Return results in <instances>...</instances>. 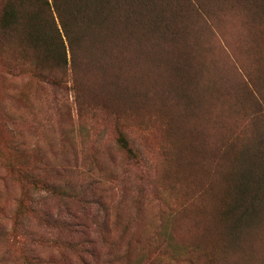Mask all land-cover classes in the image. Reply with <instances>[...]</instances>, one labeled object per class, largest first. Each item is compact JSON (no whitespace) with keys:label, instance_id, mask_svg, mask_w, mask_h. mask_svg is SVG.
Here are the masks:
<instances>
[{"label":"rangeland","instance_id":"1","mask_svg":"<svg viewBox=\"0 0 264 264\" xmlns=\"http://www.w3.org/2000/svg\"><path fill=\"white\" fill-rule=\"evenodd\" d=\"M214 10L208 21L194 22L191 12L183 19L200 44L197 59L217 63L208 67L214 85L205 110L184 120L180 108L168 103L167 45L154 48L133 38L131 49H122L118 60L104 59L102 69L85 67L80 51L61 86L22 61L18 48L0 47V264H26V258L32 264H149L160 211L200 188L187 177L180 182L183 193H175L162 177L168 117L174 124L186 120L187 138L199 144L198 152L214 156L224 134L243 126V98L236 101L225 88L229 78L233 90L240 85L227 49L234 48L249 71L264 75V58L242 52L244 45L264 50V32L258 38L260 28L251 26L244 10L232 11L230 0ZM139 66L135 90L132 76ZM119 135L131 153L118 143ZM212 167L207 173L193 167L191 174L216 178ZM22 171L56 190L37 188ZM242 246L235 264H264V228ZM244 254L252 259L246 262Z\"/></svg>","mask_w":264,"mask_h":264},{"label":"trees","instance_id":"2","mask_svg":"<svg viewBox=\"0 0 264 264\" xmlns=\"http://www.w3.org/2000/svg\"><path fill=\"white\" fill-rule=\"evenodd\" d=\"M226 2L0 0V47L18 48L22 61L32 63L42 78L61 86L66 70L78 63L80 51L85 67L102 69L107 66L104 59L118 60L122 49L128 52L131 49L128 43L133 38L154 48L167 45V91L171 100L168 103L180 108L178 115L184 120L205 110L214 85H211L213 71L208 72V67H217V63L197 59L200 44L183 19L191 12L194 22L208 21L214 8L225 7ZM230 6L232 11L244 10L251 26L260 28L256 32L260 38L264 32V0H230ZM215 28H218L217 36H222L220 27ZM244 46V54L253 53L259 60L264 58L262 47ZM249 48L256 49L249 51ZM227 51L240 85L237 82V89L233 90L229 78L225 88L236 101L243 98V126L237 132L227 131L217 154L212 156L198 152L199 144L187 138L186 120L174 124L172 115L168 117L167 170L162 177L175 193H183L180 182L187 177L186 181L190 179L188 182L192 180L195 188H200L180 203L167 201L166 209L160 211L156 242L151 244L155 254L149 264L155 261L156 264H235L236 251L244 253L243 239L251 240L264 228V75L249 71L246 61L234 57V48ZM134 72H139L132 76V85L137 90L142 79L140 66ZM214 89L220 91L217 85ZM117 141L132 152L124 136L119 135ZM205 157L210 159L204 160ZM210 166L213 167L209 172H217V177L212 179L206 174L205 179L200 178ZM193 167H201L202 172L191 174ZM20 175L39 189L56 190L31 171H22ZM243 258L246 262L252 259L248 254ZM31 261L25 259L26 264H32Z\"/></svg>","mask_w":264,"mask_h":264}]
</instances>
